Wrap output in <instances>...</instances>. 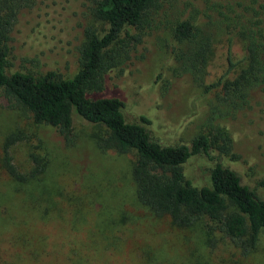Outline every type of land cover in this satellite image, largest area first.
<instances>
[{
  "label": "rangeland",
  "instance_id": "1",
  "mask_svg": "<svg viewBox=\"0 0 264 264\" xmlns=\"http://www.w3.org/2000/svg\"><path fill=\"white\" fill-rule=\"evenodd\" d=\"M172 1L175 8L166 6L170 16L162 26L145 30L141 42L126 48L128 54L120 55V64L107 72L104 84L125 100L127 118L147 111L167 129L168 144L189 145L205 132L210 104L221 90L206 93L188 75L177 73L169 30L175 11L194 17L212 36L204 75L208 85L227 70L228 49L235 66L226 79H235L248 64L242 39L225 29L221 15L230 6H264V0ZM54 13L57 9L51 10ZM26 15L20 16L10 42L9 74L53 72L72 78L78 71L83 27L91 26L100 35L107 30L105 23L83 13L70 44H27L18 33L27 23ZM125 31L137 33L131 27ZM220 123L232 138L246 178L254 184L263 179L264 89L250 91L248 107ZM98 131L96 125L74 117L73 143L67 145L56 128L35 124L24 107H10L0 94V264H264L262 243L242 255L202 222L178 226L141 205L132 179L134 154L99 150ZM12 135V165L27 175L33 166L30 154H36L45 163L39 177L18 182L8 175L4 146ZM260 195L264 198V190Z\"/></svg>",
  "mask_w": 264,
  "mask_h": 264
},
{
  "label": "trees",
  "instance_id": "2",
  "mask_svg": "<svg viewBox=\"0 0 264 264\" xmlns=\"http://www.w3.org/2000/svg\"><path fill=\"white\" fill-rule=\"evenodd\" d=\"M166 6L175 8L172 0H0V94L10 107H24L35 124L56 128L67 145L73 143L74 117L96 125L99 150L134 154L132 179L141 205L156 216H168L178 226L202 222L209 233L221 234L248 255L264 244V198L260 195L264 178L255 184L246 178L232 138L220 121L246 109L250 91L264 89V6H230L221 15L225 29L242 39L248 64L235 79H226L235 66L228 49L227 70L208 85L204 75L212 36L194 17L175 11L169 30L177 73L188 75L206 93L221 90L210 104L205 132L189 145L168 144L167 129L147 111L127 118L125 100L108 92L104 84L107 72L120 64V55L128 54L125 49L133 48L145 30L158 29L170 16ZM23 13L27 23L18 33L27 44H70L83 13L105 23L107 30L100 35L91 26L83 27L78 71L72 78L53 72L9 74L10 42ZM127 27L137 33L129 35ZM123 32L125 38L120 39ZM15 139L9 136L4 146L8 175L18 182L39 177L45 163L36 154H30L33 166L27 175L12 165L8 148Z\"/></svg>",
  "mask_w": 264,
  "mask_h": 264
}]
</instances>
